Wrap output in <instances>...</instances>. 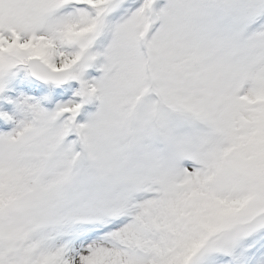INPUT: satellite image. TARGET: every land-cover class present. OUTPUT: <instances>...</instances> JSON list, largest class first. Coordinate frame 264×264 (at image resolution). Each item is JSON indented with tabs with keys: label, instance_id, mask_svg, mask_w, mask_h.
I'll use <instances>...</instances> for the list:
<instances>
[{
	"label": "snow or ice",
	"instance_id": "1",
	"mask_svg": "<svg viewBox=\"0 0 264 264\" xmlns=\"http://www.w3.org/2000/svg\"><path fill=\"white\" fill-rule=\"evenodd\" d=\"M0 264H264V0H0Z\"/></svg>",
	"mask_w": 264,
	"mask_h": 264
}]
</instances>
